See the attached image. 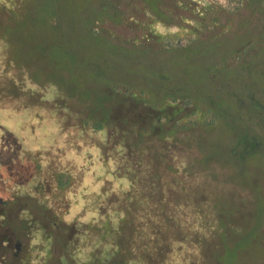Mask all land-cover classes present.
I'll list each match as a JSON object with an SVG mask.
<instances>
[{
	"label": "trees",
	"instance_id": "obj_1",
	"mask_svg": "<svg viewBox=\"0 0 264 264\" xmlns=\"http://www.w3.org/2000/svg\"><path fill=\"white\" fill-rule=\"evenodd\" d=\"M131 1L134 14L120 8L122 0H0V112L30 110L38 121L33 131L60 136L59 147L43 144L25 154L35 179L51 185L52 198H46L42 211H50V225H61L67 235L62 264L155 263L157 184L139 163L123 161L124 149L139 148L146 136L164 138L192 126L207 131L230 109L240 124L226 123L225 162L264 160V92L255 90L264 82V30H245L236 41L223 33L202 40L192 35L215 26L214 5ZM231 1L229 11L244 4ZM262 2L246 0V5ZM133 16L147 27L158 22L176 28L174 38L185 44L122 47L96 28ZM183 107L198 119L172 124ZM0 128L12 144L9 165L0 160V170L15 174L22 186L33 176L21 171L19 154L14 160V144L21 146L14 123L0 121ZM256 206L251 226L225 247L220 264H236L253 249L262 221ZM27 226L36 251L26 264H43L47 234L41 225Z\"/></svg>",
	"mask_w": 264,
	"mask_h": 264
},
{
	"label": "rangeland",
	"instance_id": "obj_2",
	"mask_svg": "<svg viewBox=\"0 0 264 264\" xmlns=\"http://www.w3.org/2000/svg\"><path fill=\"white\" fill-rule=\"evenodd\" d=\"M243 1L237 11L211 6L217 10V23L213 27L199 28L193 38L197 36L204 40L223 33L235 39L245 30L251 33L264 30V0L257 7ZM119 5L128 14H134L130 13L135 6L131 0H122ZM145 14L149 21L148 13ZM129 18H124L119 25L110 22L96 24V28L122 47L137 45L154 49L161 42L176 40L174 27H165L158 22L147 27L136 23L134 16ZM87 24L82 25V32ZM256 79L260 81L259 76ZM257 83L255 90L264 92V82ZM164 110L169 112V106ZM229 111L230 116L218 121L213 129L204 131L195 126L185 127V130H176L164 138L146 136L139 148L124 149L123 161L139 163L146 178L157 184L161 202L155 234L158 251L154 264H220L218 256L225 247L251 226L256 203L262 221L255 236V245L250 252L241 254L236 264H264V160L255 157L240 162L238 166L225 162L229 146L226 123L240 124L236 113ZM175 113L171 123L180 126L199 117L190 107H183ZM0 121L14 123V136L21 145L19 148L14 144V160L19 154L24 162L21 171L26 176H33L30 182L20 186L15 183L19 178L14 177L15 174L4 173V167H1L0 264H26L28 257L36 251V244L31 243L28 231L27 225L30 224L41 225L48 237L43 249L46 253L43 264H62L67 235L61 225H50V211H42L46 198H52L51 185L46 179H35L36 172L25 154L43 144L59 147L60 136L33 131L32 125H37L38 121L30 110L17 114L0 112ZM46 126L45 123L42 125ZM261 133L263 135L264 132ZM127 139L133 141L131 137ZM10 151L11 138L0 128V160L6 166L9 165ZM210 152L216 154L208 158ZM29 264H37V261L32 260Z\"/></svg>",
	"mask_w": 264,
	"mask_h": 264
},
{
	"label": "built area",
	"instance_id": "obj_3",
	"mask_svg": "<svg viewBox=\"0 0 264 264\" xmlns=\"http://www.w3.org/2000/svg\"><path fill=\"white\" fill-rule=\"evenodd\" d=\"M193 1L201 2V3L204 2L206 4L214 5V6H218V7L220 6L222 8H228L229 6L233 5V1H231V0H193ZM185 42L186 41L183 38H179L178 40H176V43L179 46L184 45Z\"/></svg>",
	"mask_w": 264,
	"mask_h": 264
}]
</instances>
